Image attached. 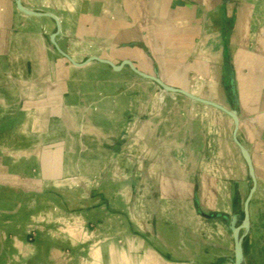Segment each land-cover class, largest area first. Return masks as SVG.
Returning a JSON list of instances; mask_svg holds the SVG:
<instances>
[{
	"label": "crops",
	"instance_id": "obj_1",
	"mask_svg": "<svg viewBox=\"0 0 264 264\" xmlns=\"http://www.w3.org/2000/svg\"><path fill=\"white\" fill-rule=\"evenodd\" d=\"M262 3L0 0V264H264Z\"/></svg>",
	"mask_w": 264,
	"mask_h": 264
},
{
	"label": "water",
	"instance_id": "obj_2",
	"mask_svg": "<svg viewBox=\"0 0 264 264\" xmlns=\"http://www.w3.org/2000/svg\"><path fill=\"white\" fill-rule=\"evenodd\" d=\"M16 6H17L18 10L21 11L22 13H24V14L31 15V16H46V17L55 19L53 16H51L49 14H37V13L30 12L29 10L25 9L21 5V0H16ZM54 38H55V35L51 37V42L53 44H55L54 43ZM64 56L72 64H74L75 66H83V65H86L87 63L92 62V61H96V62H100V63H103V64H107L108 66H110L115 71H119L124 66H128L135 74H137L138 76H140L142 78L151 80L152 82L157 84L162 90H164L166 92L179 94V95L184 96V97H186V98H188L190 100H193L195 102H198V103L213 107V108L223 112L227 116H229L233 120L234 125H235L234 132H233V139H234L235 143L237 144V146L239 147V149H240V151H241V153H242V155H243V157H244V159H245V161L247 163V166H248V169L250 171V176H251L253 185H255V179H254V175H253V168H252L251 160H250L246 150L239 144V142L237 141V138H236V133H237V129H238V119H237L236 115L232 111L227 110L224 107L219 106L218 104H215V103H213V102H211L209 100H205L203 98L195 96V95H193V94H191V93H189V92H187L185 90L178 89V88H173L171 86H168L167 84L163 83L159 78L154 77V76H150V75H147V74H144V73L138 71L133 66V64L131 62H129V61H125V62L121 63L119 66H116L115 64H113L112 62H110L108 60H103V59H100V58H90L83 64H76L69 57H67L66 55H64ZM253 191H254V186H253V188H252V190H251V192H250V194H249V196H248V198H247V200H246V202L244 204V222H243V224H242V226L240 228H236L234 230V232H233V238H234V264H241L242 249H241V239L239 238V230L246 229L248 227V224H249L248 204H249V201H250V199L252 197Z\"/></svg>",
	"mask_w": 264,
	"mask_h": 264
},
{
	"label": "rangeland",
	"instance_id": "obj_3",
	"mask_svg": "<svg viewBox=\"0 0 264 264\" xmlns=\"http://www.w3.org/2000/svg\"><path fill=\"white\" fill-rule=\"evenodd\" d=\"M262 4L264 5V0H263ZM201 82L202 81L198 82V84L201 83ZM113 93H114L113 96H116V95L119 94V90H117L115 92L113 91ZM159 93H160V89L157 90L152 96L153 97H159ZM262 96H264L263 93H260L257 98H262ZM175 110H176L175 111L176 113H187V111H183L182 109L176 108ZM207 110L209 112H211L210 109H207ZM258 112H261V110H259ZM127 117H128V123L130 124L131 123L130 115H128ZM189 123H190V126L195 128V129H201L200 126H204L206 128V132H207V135H208L207 139H206L207 149L213 150L214 148H212V147L216 143V137H215V133L216 132L214 130L216 122L215 121H208L207 122V121H203V120H201V121L200 120L199 121H194V120L193 121H187V127H188ZM225 134H226V132H225ZM124 136H125V133L120 137L119 142H124ZM225 138H226V135H225ZM197 139H200V138H197ZM176 158L182 159V160L185 159V154H184V152L182 151L181 148L177 150ZM34 237L35 236L32 235L31 239L34 240ZM82 255L87 256L88 254H87V252H83Z\"/></svg>",
	"mask_w": 264,
	"mask_h": 264
},
{
	"label": "bare ground",
	"instance_id": "obj_4",
	"mask_svg": "<svg viewBox=\"0 0 264 264\" xmlns=\"http://www.w3.org/2000/svg\"><path fill=\"white\" fill-rule=\"evenodd\" d=\"M163 92H166V91H164V90H162ZM167 93H169V92H167ZM171 94H174V93H171ZM212 102V101H211ZM214 103V102H213ZM215 104H217V103H215ZM219 105V104H218ZM207 106V105H206ZM219 106H221V105H219ZM222 107H224V106H222ZM213 108V107H212ZM225 108V107H224ZM215 109V108H214ZM225 109H227V108H225ZM217 110V109H216ZM227 110H229V109H227Z\"/></svg>",
	"mask_w": 264,
	"mask_h": 264
}]
</instances>
